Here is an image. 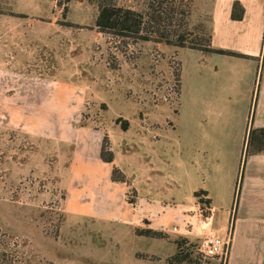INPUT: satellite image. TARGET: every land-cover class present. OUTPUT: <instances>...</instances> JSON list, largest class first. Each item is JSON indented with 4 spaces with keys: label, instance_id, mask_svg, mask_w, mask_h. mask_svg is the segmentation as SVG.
Listing matches in <instances>:
<instances>
[{
    "label": "rangeland",
    "instance_id": "rangeland-1",
    "mask_svg": "<svg viewBox=\"0 0 264 264\" xmlns=\"http://www.w3.org/2000/svg\"><path fill=\"white\" fill-rule=\"evenodd\" d=\"M128 2L141 6L143 0ZM67 4L65 11L56 0H0V254L6 253L3 264H135L130 252L143 247L144 239L130 225L93 224L86 216L67 214L89 193L67 173L79 164L72 141L81 137L76 134L81 127L112 138L117 163L138 192L142 214L154 216L163 206L158 212L165 216L172 199L190 206L202 175L188 159L186 144L201 126L192 110L201 89L197 71L208 61L196 51L180 52L164 43L127 46L98 32L95 4ZM208 21L195 12L194 0L185 28L190 38H204ZM110 56L119 70L109 68ZM18 79L20 90L14 86ZM20 97L27 112L15 103ZM125 120L128 131L121 130ZM52 126H60L66 138L57 143L55 154L42 135H32ZM216 153L234 165L233 151ZM205 169L219 189L217 172L208 164ZM128 197L136 200L131 188ZM154 205L158 208L152 211ZM191 225L190 234L174 231L189 241L184 264H226L225 258L203 254L204 235Z\"/></svg>",
    "mask_w": 264,
    "mask_h": 264
},
{
    "label": "crops",
    "instance_id": "crops-1",
    "mask_svg": "<svg viewBox=\"0 0 264 264\" xmlns=\"http://www.w3.org/2000/svg\"><path fill=\"white\" fill-rule=\"evenodd\" d=\"M235 2H240L245 10L241 21L232 19ZM195 12L208 16L207 29L212 36V45L215 49L252 58L242 59L196 51L202 54L208 64L197 71L201 89L196 107L192 110L193 116L198 118L201 126L193 130V136H188L186 144L188 159L202 175L192 190L190 206L185 205L183 201L172 199L166 205L167 215L160 216L158 209L162 211L164 207L158 208L156 205L152 206V211L158 208L155 209L154 216L142 214L138 192L134 205L127 199L129 188H134L132 183L130 182V187L111 179L114 166L123 169L117 163L116 153L112 164L100 159L104 134L81 127L77 128L76 133L81 137H76L72 141L75 145L72 154L79 164H74L67 173L71 176L72 183L78 186L85 184L89 193L86 194L84 203L72 206L67 214L86 216L93 224L107 222L130 225L134 235L144 239L141 242L143 247H135L130 252L135 264H167V260L176 253L173 241L178 234L174 233L173 227L178 228L176 232L186 234L184 227L191 222L197 233L203 234L204 230L197 220L199 205L194 196L195 192L200 190L206 191L207 198L212 202L210 230L223 237L229 233L247 135L251 128H264V0H195ZM181 50L183 49H180V52ZM19 80L14 82V86L18 88L21 86L17 84ZM26 82L29 84L28 80ZM24 89L26 86H23ZM23 98L15 100V103L21 105L23 112H27ZM181 98L182 82L179 106L182 105ZM19 109L15 108L13 112L16 113ZM211 122L215 123V127L210 126ZM62 131L60 126H52L40 128L32 135H42L46 145L49 148L52 146V154H55L57 143L66 140L62 138ZM111 144L113 148L112 140ZM217 149L218 152L233 151L234 165L227 156H218ZM206 164L217 172L219 189L207 179ZM144 218L147 220L143 221ZM171 221L175 222L172 226ZM137 228L165 232L171 235L170 240L137 236L135 233ZM138 254L154 259H142L137 257ZM226 264H264V152L250 156L246 160L239 202L235 211L232 244Z\"/></svg>",
    "mask_w": 264,
    "mask_h": 264
},
{
    "label": "trees",
    "instance_id": "trees-1",
    "mask_svg": "<svg viewBox=\"0 0 264 264\" xmlns=\"http://www.w3.org/2000/svg\"><path fill=\"white\" fill-rule=\"evenodd\" d=\"M68 0L66 4H62L61 0H56V5L59 8L68 10ZM83 1V0H77ZM91 4H95L98 8V16L95 21V27L98 32L112 36L115 39L124 40L127 46L138 44L142 41H151L154 43H164L177 49H189L198 51L204 54H217L242 59H251V56L243 55L227 50L215 49L212 45V36L209 32H205L204 38L191 39L190 34L185 29L188 26V20L191 16L192 4L194 0H143L141 6H135L129 3L128 0H87ZM244 7L240 2H235L232 8V19L241 21L244 17ZM125 53V52H124ZM264 56V50H263ZM108 66L111 70H119L120 64L109 57ZM181 70L182 64L179 63V70L175 72V80L178 83V96L181 97ZM130 124L125 120L121 125V130L128 131ZM264 152V128H251L247 135L243 159L240 166L239 178L236 184L234 208L231 217V229L233 230L235 221V211L238 206L241 186L244 178V169L246 160L253 155ZM100 159L112 164L115 161V153L112 150V144L109 135L106 133L102 142ZM111 179L113 182L125 183L131 187L125 173L118 167L112 169ZM132 193L137 196V191L134 188ZM208 193L200 190L195 192L194 196L198 202L202 204V210L205 207L211 212V200L207 198ZM128 202L131 205L136 203V200L128 197ZM137 236L170 240V236L161 231L151 228H137L135 230ZM4 236L0 229V237ZM173 243L176 246V253L167 260V264H184L189 254L186 245L188 239L183 237L176 238ZM6 253L0 254V264L6 261ZM142 259H154L147 255H137Z\"/></svg>",
    "mask_w": 264,
    "mask_h": 264
},
{
    "label": "built area",
    "instance_id": "built-area-1",
    "mask_svg": "<svg viewBox=\"0 0 264 264\" xmlns=\"http://www.w3.org/2000/svg\"><path fill=\"white\" fill-rule=\"evenodd\" d=\"M199 205V214L197 216L198 224L202 227L204 240L201 246V250L206 257H216L220 256L221 258H225L227 261L231 244H232V229L230 227V231L226 236H220L217 233H214L210 230V213L209 208L205 207L202 210V204L198 202ZM211 211V210H210ZM192 227V229H191ZM195 228V226H194ZM184 231L186 234H190L191 230H193V226L191 223H187L184 227ZM174 231H177V227H173Z\"/></svg>",
    "mask_w": 264,
    "mask_h": 264
}]
</instances>
